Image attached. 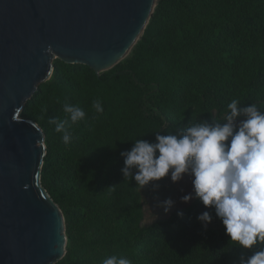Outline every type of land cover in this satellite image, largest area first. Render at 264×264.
Segmentation results:
<instances>
[{"label": "trees", "instance_id": "obj_1", "mask_svg": "<svg viewBox=\"0 0 264 264\" xmlns=\"http://www.w3.org/2000/svg\"><path fill=\"white\" fill-rule=\"evenodd\" d=\"M234 98L264 103V0H159L142 38L111 70L56 59L20 114L45 133L41 183L65 216L67 253L56 264H102L112 255L132 264H239L241 254L264 249L231 242L214 208L196 197L143 225L137 182L122 172L121 152L135 139L214 123ZM96 99L103 113L92 108ZM65 103L86 113L71 125L69 144L48 123L66 118ZM206 211L220 227L197 218Z\"/></svg>", "mask_w": 264, "mask_h": 264}, {"label": "water", "instance_id": "obj_2", "mask_svg": "<svg viewBox=\"0 0 264 264\" xmlns=\"http://www.w3.org/2000/svg\"><path fill=\"white\" fill-rule=\"evenodd\" d=\"M159 0H0V264H56L65 216L41 183L45 133L20 116L54 61L111 70Z\"/></svg>", "mask_w": 264, "mask_h": 264}, {"label": "clouds", "instance_id": "obj_3", "mask_svg": "<svg viewBox=\"0 0 264 264\" xmlns=\"http://www.w3.org/2000/svg\"><path fill=\"white\" fill-rule=\"evenodd\" d=\"M96 113L104 112L100 99L92 103ZM227 112L207 121L191 122L180 129L182 135H156V142L138 138L130 151L121 152L125 157L122 169L125 178H134L143 189L150 182L159 181L170 174L173 182L184 174L192 177L195 197L206 207H212L225 226L230 241L240 248L252 249L264 244V103L244 106L239 99L227 104ZM65 119H49L54 131L62 134L65 144L71 143L69 131L72 124L85 120V111L76 105H63ZM136 169L133 176L132 170ZM153 190L160 185L153 184ZM193 198L189 193L184 202ZM167 213L174 205L168 198L158 201ZM178 215L183 216L182 211ZM210 223L212 216L204 212L197 217ZM102 264H132L123 256L112 255ZM239 264H264V249L245 257Z\"/></svg>", "mask_w": 264, "mask_h": 264}, {"label": "rangeland", "instance_id": "obj_4", "mask_svg": "<svg viewBox=\"0 0 264 264\" xmlns=\"http://www.w3.org/2000/svg\"><path fill=\"white\" fill-rule=\"evenodd\" d=\"M153 184H159V189L154 191L152 187ZM138 190L141 195L144 211L143 225H149L157 220L166 219L170 217L174 210L187 207L195 200L192 177L187 173L184 174L183 178L178 182H173L169 174L159 181L150 182V184L143 189L138 187ZM189 193L193 194V198L188 202H184L182 197ZM168 198L174 201V205L169 212L165 213L164 209L158 205V201H164ZM207 225L216 228L220 227L219 223L215 220H211Z\"/></svg>", "mask_w": 264, "mask_h": 264}]
</instances>
